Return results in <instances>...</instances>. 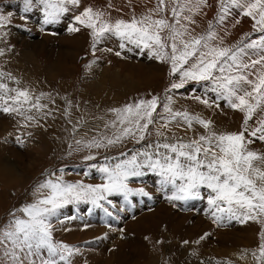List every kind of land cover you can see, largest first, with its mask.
<instances>
[{
    "label": "rangeland",
    "instance_id": "1",
    "mask_svg": "<svg viewBox=\"0 0 264 264\" xmlns=\"http://www.w3.org/2000/svg\"><path fill=\"white\" fill-rule=\"evenodd\" d=\"M156 5L157 0H81L80 6L72 8L58 23L45 24L41 6L25 11L24 0H0V14L8 15L11 21L0 28V51L3 52L0 73L4 74L0 76V83L7 84L9 89L28 90L33 102L40 97V103L46 106L39 111L33 108L27 115L35 119L27 121L17 113L4 112V100L0 99V161L14 163L11 171L17 177L9 181L12 174L0 169V226L8 222L13 211L35 199L36 188L46 179L62 176L69 183H103L98 171L100 166L125 159L146 143L163 140L156 135L157 130L163 131L170 141L178 137L185 142L198 139L209 131L238 133L243 130L245 114L229 107L226 101L217 100L215 93L206 91V82L191 81L182 88L171 89L172 83L179 82V74H172L167 60H160L150 55L147 49L141 50L130 44L121 49V41L114 36L102 38L94 48L91 30L74 20V16L85 7L105 12V19L114 22L117 19L131 20L133 16L139 19ZM219 12V0H207V5L201 6V12L193 14L195 23L189 25L195 30L193 34H206L211 22L218 34L217 43L222 39L224 47H233L260 35L253 28L254 21L240 15L239 10L233 9V14L228 15L222 24L217 22ZM166 14L171 20V13ZM73 25L80 27V31L69 32L68 28ZM116 52L121 54L117 56ZM106 63L108 70H105ZM115 72H118L115 77L126 83L122 88L114 78ZM0 94H3L2 89ZM153 96L159 98L161 107L157 112L162 116L167 117L162 104L167 102V96H171L174 111H186L210 120L211 128L206 130L195 121L189 128L178 118L165 129L161 125L166 120L157 117V122L150 126L152 135L146 141L137 143L135 139L125 137L121 143L107 148L86 147L88 142L112 137L117 131L111 126L116 120L112 109ZM197 96L209 99L212 106L201 103L195 99ZM258 115L249 121L253 128L257 126ZM18 119L22 121L17 123ZM78 140L80 144L76 143ZM248 147L264 154V141L256 139ZM88 156L95 159L88 160ZM129 184L143 187L150 195L132 196L128 201L122 195L109 197L116 207L104 201L101 203L109 209L111 216L91 203L80 202L66 205L53 219L54 239L79 249L69 257L71 264H259L252 252L259 254L264 223L229 221L225 216L217 224L207 204L208 190H201L203 199L182 201V204L170 202L167 196L171 194L158 190L160 177L155 173L147 172L142 177L131 178ZM173 211L186 213L185 221L173 223L171 220L178 217ZM139 212L147 217L146 223L125 232L126 222L139 218ZM82 216L99 220V228L93 229L92 221L82 222L79 219ZM199 217V223L195 224ZM109 219L117 220V226ZM117 231L124 232L125 236L128 234L122 254L119 257L101 255L104 248L100 245L105 239L107 241L103 244L113 249L117 247L112 244ZM237 251L252 260L244 261L236 255Z\"/></svg>",
    "mask_w": 264,
    "mask_h": 264
},
{
    "label": "snow or ice",
    "instance_id": "2",
    "mask_svg": "<svg viewBox=\"0 0 264 264\" xmlns=\"http://www.w3.org/2000/svg\"><path fill=\"white\" fill-rule=\"evenodd\" d=\"M219 2L218 23L222 24L233 14V9L239 10L240 15L254 21L253 28L260 33L258 38L224 47L222 39L217 43L218 34L211 22L206 34H193L195 30L189 27L195 23L193 14H199L207 0H157L155 9L139 19L133 16L127 21L117 19L112 22L105 19V12L92 7H85L74 16L78 25L91 30L94 48L102 38L114 36L121 41V49L130 44L141 50L147 49L160 60H167L172 74H179V82L172 83L171 89L182 88L191 81L206 82V91L215 93L217 100H224L229 107L245 114L244 127L238 133L209 131L187 142L178 137L170 141L163 131L157 130L156 135L163 140L146 143L130 156L122 153L126 155L125 159L100 166L98 171L103 183H69L62 176L44 180L36 188L35 199L13 211L8 222L0 226V264H71L69 257L79 249L56 241L53 236V219L59 216L60 210L66 205L84 202L102 208L111 216L109 209L101 203L104 201L116 207L109 197L122 195L128 201L132 196L150 195L143 187L129 184L131 178L142 177L147 172L160 177L159 190L171 188V195L167 196L170 202L203 199L201 190H208L207 204L217 224L225 216L229 221L264 223L261 220L264 217V154L248 147L256 139L264 141V0ZM80 4L81 0H24L25 11L36 5L42 7L45 24L58 23L63 15ZM10 22L8 15L0 14V28ZM68 31L78 32L80 27L73 25ZM120 54L116 52L117 56ZM0 55H3L2 51ZM0 89L3 90L0 99L4 100V112L17 113L32 121L35 117L27 113L33 108L39 111L46 107L40 103V97L33 102L26 89H9L2 83ZM195 99L212 106L209 99L199 96ZM166 101L162 108L167 117L157 112L161 104L156 96L112 109L116 120L111 126L117 131L112 137L88 142L86 147L107 148L121 143L125 137L133 138L137 143L146 141L152 135L150 126L157 122V117L166 120L161 125L165 129L178 118L189 128L194 121L206 130L211 128L210 120L186 111H174L171 96H167ZM213 103L219 107L218 103ZM258 113L257 126L253 128L249 121ZM261 239L259 254L254 251L252 256L259 264H264V233Z\"/></svg>",
    "mask_w": 264,
    "mask_h": 264
},
{
    "label": "bare ground",
    "instance_id": "3",
    "mask_svg": "<svg viewBox=\"0 0 264 264\" xmlns=\"http://www.w3.org/2000/svg\"><path fill=\"white\" fill-rule=\"evenodd\" d=\"M140 4V3H139ZM209 7V6H208ZM121 8V7H120ZM208 10V9H207ZM201 12V11H200ZM207 12V11H206ZM207 15V14H206ZM230 18V17H229ZM236 18V17H235ZM242 18V17H241ZM27 57V56H26ZM128 61L130 62V60L128 59ZM111 67V66H110ZM98 68V67H97ZM104 68V67H103ZM112 68V67H111ZM105 70H108V65H107V63H106V66H105ZM116 73V72H115ZM129 73V72H128ZM109 74V73H108ZM115 75H118V72L116 73V74H114V78H115V80L117 81V83L120 85V87L122 88L126 83L120 78V77H118V76H116L115 77ZM130 75L131 76H133L132 74H131V72H130ZM124 76V75H123ZM114 78H113V81H114ZM129 78H131V77H129ZM88 84V83H87ZM1 90V89H0ZM14 94V93H13ZM3 95V94H2ZM1 94H0V96H2ZM7 98V97H6ZM7 114H9V112H6ZM22 120L21 119H18V120H16V122L17 123H20ZM0 122H2V120L0 121ZM15 122V123H16ZM16 125H18V124H16ZM20 126V125H19ZM22 127V126H21ZM84 131V130H83ZM77 134V133H76ZM16 138V137H15ZM13 140V139H12ZM3 144V143H2ZM48 144V143H47ZM38 145V144H37ZM31 147V146H30ZM46 147V146H45ZM48 147V146H47ZM13 148H15L14 146H13ZM46 149V148H45ZM0 163L3 165H0V166H2V167H0V169L1 170H3V172L4 171H8L9 172V174H12L11 175V177H10V179H9V181L12 179V178H14V177H16V176H14V174L15 173H12V171H11V169L12 170H14L13 168L15 167V165H14V163L13 164H11L9 161H0ZM1 170H0V173H1ZM6 173V172H5ZM16 173H18V172H16ZM6 176V175H5ZM5 176H4V178H5ZM8 177V176H7ZM17 178V177H16ZM138 178V177H137ZM137 180V179H136ZM154 180V179H153ZM7 181V180H6ZM5 181V182H6ZM150 181V180H149ZM156 182V181H155ZM8 183H10V182H8ZM13 183V182H12ZM151 183H152V180H151ZM154 187V186H153ZM159 190V189H158ZM165 191H168L169 192V194H171V188L169 187L168 189H165ZM163 192V191H162ZM176 203H181L182 204V201H175ZM169 203V202H168ZM166 204H167V202H166ZM165 204V205H166ZM145 205V204H144ZM172 205V204H171ZM192 205H193V203H192ZM137 207V206H136ZM138 207H139V205H138ZM162 207V206H161ZM160 207V208H161ZM174 207V206H173ZM181 207V206H180ZM205 207H207V206H205ZM126 208V207H125ZM165 208V207H164ZM166 208H167V206H166ZM172 208V207H171ZM182 208V207H181ZM135 209H137V208H135ZM139 209H140V207H139ZM183 209V208H182ZM181 209V210H182ZM170 210V209H169ZM172 210V209H171ZM123 211V210H122ZM135 211V210H134ZM140 211V210H139ZM204 211V210H203ZM123 213V212H122ZM136 213V212H135ZM173 213H174V215L176 214V215H178V217H176V219L174 220H171L173 223H176L177 221L179 222L180 220L183 222V221H185V219L184 218H186V216H187V214L186 213H182V211H173ZM138 214H140L138 217L139 218H137L135 221L134 220H129L128 222H126V226L127 227H125L124 228V230H125V232L127 231L128 232V230L131 228V229H133L134 230V228L133 227H138V226H140L141 227V225H142V223L144 222V223H146L145 222V219L147 218L145 215H143V214H141V212H139ZM166 215V214H165ZM170 215V214H169ZM99 217V216H98ZM79 218V217H78ZM110 218V217H109ZM144 218V219H143ZM174 218V217H173ZM82 222H91L92 221V228L93 229H98L99 228V223H97L98 221H94V220H92V219H87L86 217L85 218H83V216L82 217H80L79 218ZM120 219H122L121 217H120ZM128 219V218H127ZM130 219V218H129ZM140 219V220H139ZM143 219V220H142ZM172 219V218H171ZM178 219V220H177ZM200 219V217L199 218H197V220L195 221V224H198L199 223V220ZM139 220V221H138ZM117 220H115V221H111L110 219H109V222H112L113 223V225L116 227L117 225V222H116ZM138 221V222H137ZM163 221H164V219H163ZM180 221V222H181ZM75 222V221H74ZM76 222H77V220H76ZM82 222H80V223H82ZM100 222V221H99ZM100 224H101V222H100ZM122 224H123V220H122ZM135 224V225H134ZM183 224V223H182ZM250 225V224H249ZM86 227V226H85ZM96 227V228H95ZM176 227V226H175ZM82 228V227H81ZM87 229H88V227H86ZM235 228V227H234ZM111 229V233H113L114 232V230L112 229V228H110ZM141 229V228H140ZM137 230V229H136ZM148 230V229H147ZM88 231V230H87ZM138 231V230H137ZM110 233V234H111ZM114 235V234H113ZM127 235L128 234H126V236H125V233L124 232H116L115 233V237H116V239H114L113 240V242H112V244H113V247L115 248L116 246V248L115 249H113L112 247V249L107 245V244H103V243H105V240L107 241V239H105L104 240V242H102L101 243V247H103L104 249H102L103 251H102V254L101 255H109L110 257H113V256H117V257H119L121 254H122V247L123 246H126V241H125V238H127ZM111 237H112V235H110ZM218 236V235H217ZM220 237V236H219ZM221 238V237H220ZM134 239V238H133ZM132 240V239H131ZM220 240V239H219ZM221 241V240H220ZM128 242V241H127ZM133 242V241H132ZM129 243H130V241H129ZM137 245V244H136ZM217 245H219V244H217ZM214 246V245H213ZM136 247V246H135ZM146 247V246H145ZM108 251H111V252H109L108 253ZM115 251V252H114ZM238 252V251H237ZM154 254V253H153ZM153 254H151L152 256H153ZM240 255V257L244 260V261H251L252 259H251V257H248V256H246V255H243L242 253H236V255ZM148 257V256H147ZM238 257V256H237ZM240 258V259H241ZM148 259V258H147ZM111 260V259H110ZM239 260V259H238ZM242 261V260H241Z\"/></svg>",
    "mask_w": 264,
    "mask_h": 264
}]
</instances>
